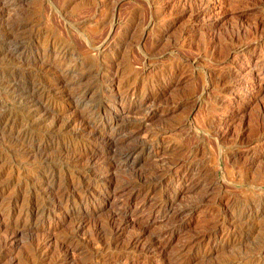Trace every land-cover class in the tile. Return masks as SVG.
Instances as JSON below:
<instances>
[{"label": "rangeland", "instance_id": "374dc122", "mask_svg": "<svg viewBox=\"0 0 264 264\" xmlns=\"http://www.w3.org/2000/svg\"><path fill=\"white\" fill-rule=\"evenodd\" d=\"M0 264H264V0H0Z\"/></svg>", "mask_w": 264, "mask_h": 264}, {"label": "bare ground", "instance_id": "6f19581e", "mask_svg": "<svg viewBox=\"0 0 264 264\" xmlns=\"http://www.w3.org/2000/svg\"><path fill=\"white\" fill-rule=\"evenodd\" d=\"M12 3H13V0H12ZM12 32H13L14 35L12 34ZM7 33H6L7 37L10 38V40L5 39L8 42L7 43L8 47L10 45H12V47H17V45L19 44V41H20L18 36H16V34L18 33L17 27L13 28L12 31H9ZM4 35H5V33H4ZM52 46L56 50L57 49L58 50H62V47H63L62 45L58 44L57 42H54V45L52 44ZM62 76H63V74H62ZM59 78L60 77H58L55 80H53L54 78H50V77L47 78V76L45 77L44 75L38 73L37 75L35 74V76L33 78L22 79V77H19V73L16 72V75L14 74V76L11 79L7 80L6 83H4V84L6 85L5 87H7L6 89L9 92L13 93V95L16 97L17 101L20 102V105H22L24 108H27L31 104H34L35 102H36V104L37 103L41 104V100L43 99V97H47V96L51 95L52 89L50 88V86H54V87L56 86L57 88H59V85H60V87H62L61 83L63 81L62 80L63 78L62 79H59ZM48 85H50V86L48 87ZM27 110H28V108H27ZM58 121H60L59 118L56 119L54 124H58ZM65 123H67V122L65 121ZM116 141H118V140L115 139L114 137H112V139L109 138V140H108L109 144L110 143L115 144ZM127 157H129V155ZM126 161L127 160H125L124 162H126ZM52 184H53V182H52Z\"/></svg>", "mask_w": 264, "mask_h": 264}]
</instances>
